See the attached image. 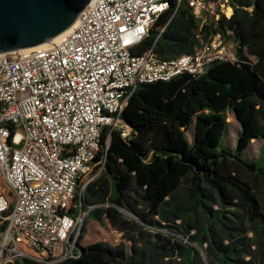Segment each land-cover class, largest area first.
I'll use <instances>...</instances> for the list:
<instances>
[{
  "label": "trees",
  "instance_id": "trees-1",
  "mask_svg": "<svg viewBox=\"0 0 264 264\" xmlns=\"http://www.w3.org/2000/svg\"><path fill=\"white\" fill-rule=\"evenodd\" d=\"M227 5L228 16L218 11L217 18L201 22L187 0H168L133 53L151 49L162 59L191 54L220 34L233 44L235 60L138 85L120 113L127 136L103 128L95 157L103 160L100 174L75 193L83 211L109 202L102 210L112 226L121 216L117 208L127 210L134 218L119 227L135 230L140 239L151 226L154 249L75 242L72 256L61 262L20 257L7 264H152L154 254L165 258L162 264H264V163L217 149L227 112L240 126L238 149L264 142V0ZM127 197L141 210L126 209ZM5 226L2 221L0 230Z\"/></svg>",
  "mask_w": 264,
  "mask_h": 264
},
{
  "label": "built area",
  "instance_id": "built-area-1",
  "mask_svg": "<svg viewBox=\"0 0 264 264\" xmlns=\"http://www.w3.org/2000/svg\"><path fill=\"white\" fill-rule=\"evenodd\" d=\"M187 1L203 22L219 0ZM167 7L168 0H90L58 40L0 53V264L72 256L87 213L75 193L94 178L93 163L102 169L95 157L103 128L127 136L120 113L138 85L235 60L220 34L191 54L133 53Z\"/></svg>",
  "mask_w": 264,
  "mask_h": 264
},
{
  "label": "water",
  "instance_id": "water-1",
  "mask_svg": "<svg viewBox=\"0 0 264 264\" xmlns=\"http://www.w3.org/2000/svg\"><path fill=\"white\" fill-rule=\"evenodd\" d=\"M90 0H0V53L51 41L67 30ZM211 64L203 67L207 72Z\"/></svg>",
  "mask_w": 264,
  "mask_h": 264
},
{
  "label": "rangeland",
  "instance_id": "rangeland-1",
  "mask_svg": "<svg viewBox=\"0 0 264 264\" xmlns=\"http://www.w3.org/2000/svg\"><path fill=\"white\" fill-rule=\"evenodd\" d=\"M228 8H230L225 0H219L218 2H215L212 4V13L208 14V17L211 18L215 14L217 10H223L227 15H229L231 12H227ZM228 49L230 51H233V44L228 43L227 44ZM227 128L224 136L222 137L217 149L221 148H227L233 153H238L241 157L254 161L257 165H262L264 163V142L262 139L253 140L251 144H249L247 147H244L242 149H238L236 146V135L240 130L239 123L233 116L231 112H227ZM193 130V124L190 125L189 129L186 131V136L189 141V143H192V131ZM133 197V195H131ZM138 200V198H136ZM124 207L129 210L133 211H140L142 206L138 203V201H134L131 197H127L125 201H123ZM121 216L117 219L118 225L112 226L110 225L109 221L107 220L106 227L100 228L101 230H104L107 232L106 235L100 234L98 231H92L90 233H87L86 228L88 231H90V223L88 222L87 225V216L88 212L84 214V218L79 222V225H77V228L74 231V234L76 235V242H79L80 245H88L94 242H101L104 244H107L108 246H126L129 247L131 244H136L145 250H153L155 247V244L157 241L153 237L154 230L151 228V226H146V229L144 230V238H139L137 236V232L124 230L119 227V224L122 221H129V219H133V215L129 213L127 210H124L122 207H118L117 209ZM86 212L85 210L82 211ZM83 216V215H82ZM152 221L154 218L151 219ZM92 228V227H91ZM99 230V229H98ZM156 232H163L159 229ZM164 233V232H163ZM165 234V233H164ZM81 236V238H80ZM163 238L165 236L163 235ZM75 249V245H74ZM165 258L160 257L157 254L153 255V259L151 261L152 264H162ZM175 264H181L180 262H176ZM201 264V263H199Z\"/></svg>",
  "mask_w": 264,
  "mask_h": 264
},
{
  "label": "crops",
  "instance_id": "crops-1",
  "mask_svg": "<svg viewBox=\"0 0 264 264\" xmlns=\"http://www.w3.org/2000/svg\"><path fill=\"white\" fill-rule=\"evenodd\" d=\"M92 167H93V172H95V176L92 179V180H94V179L98 178L100 172H97L99 167L96 163H93ZM82 185L83 184H79L78 193H81L82 190L84 189V188L83 189L81 188ZM108 205H110L109 202L102 203V204H89L86 206L85 211L88 212L87 225L89 222L90 223V229H91L90 231H88V229L86 228L87 233H90L92 231H98L99 236H100V234H103V235L107 234V232H105L104 230H101L100 228L106 227V223H107L108 218H107L105 212H103L102 207H105ZM92 209H94L93 213L91 212ZM109 223H110V221H109ZM110 225H111V223H110Z\"/></svg>",
  "mask_w": 264,
  "mask_h": 264
},
{
  "label": "bare ground",
  "instance_id": "bare-ground-1",
  "mask_svg": "<svg viewBox=\"0 0 264 264\" xmlns=\"http://www.w3.org/2000/svg\"><path fill=\"white\" fill-rule=\"evenodd\" d=\"M227 12H228V13L231 12V9L228 8V11H227ZM69 28H70V27H69ZM69 28H68L67 30H65L64 32H62L61 34H59V35H57L56 37H54L50 42H54V41L58 40L59 37H60L61 35H63L65 32H67V31L69 30ZM45 44H46V43L41 44V45H39V46H43V45H45Z\"/></svg>",
  "mask_w": 264,
  "mask_h": 264
}]
</instances>
